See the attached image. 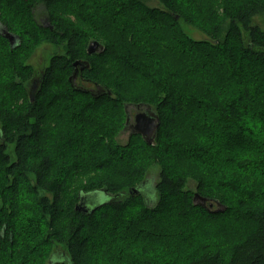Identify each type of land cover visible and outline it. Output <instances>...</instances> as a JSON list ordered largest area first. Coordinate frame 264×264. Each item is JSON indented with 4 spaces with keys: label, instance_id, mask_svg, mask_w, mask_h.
Listing matches in <instances>:
<instances>
[{
    "label": "trees",
    "instance_id": "obj_1",
    "mask_svg": "<svg viewBox=\"0 0 264 264\" xmlns=\"http://www.w3.org/2000/svg\"><path fill=\"white\" fill-rule=\"evenodd\" d=\"M159 2L0 0V264H264V0ZM92 39L102 53H87ZM42 40L62 53L33 102L26 60ZM77 60L90 63L78 85L111 95L72 87ZM140 103L159 115L155 143L120 144L126 106ZM153 170L150 205L130 190ZM100 190L113 201L76 210ZM197 192L224 210L197 205ZM232 221L223 239L207 232Z\"/></svg>",
    "mask_w": 264,
    "mask_h": 264
},
{
    "label": "water",
    "instance_id": "obj_2",
    "mask_svg": "<svg viewBox=\"0 0 264 264\" xmlns=\"http://www.w3.org/2000/svg\"><path fill=\"white\" fill-rule=\"evenodd\" d=\"M4 36L10 41L11 46L15 47L17 44H20L19 36L9 32L8 30H3ZM105 50V46L102 42L96 39H92L87 47V53L89 55H93L96 53H102ZM90 67V63L86 60H77L74 62V72L69 78V81L72 87L78 91H82L84 93L91 94L95 98H99L103 95H111V92L101 85H96L94 88H84L79 86L77 83V79L80 71H84ZM32 81L30 86V98L34 102L35 101V92L39 87V82ZM143 109L144 111L139 112L134 117V123L131 125L130 123V109ZM127 112V120L125 127L123 129L124 132L129 131L132 134H139L145 140V142L149 145H153L157 138L158 130L160 127V118L157 112L153 109V107L149 104H130L126 106ZM153 187L154 184L151 185L150 181H144L137 187L130 190L131 193H144L148 199V202H154L155 197L153 196ZM134 191V192H133ZM126 193H123L124 196ZM105 199H104V198ZM114 196L108 194L105 190L94 191L91 193H83L80 194V201L76 204V210L83 213L88 214L93 212L98 207L103 204L110 203L113 201ZM194 202L197 205L204 207L205 209L213 210L214 206H217L214 212H219L224 210L223 205L217 200H211L207 197L202 196L198 192L194 194L193 197Z\"/></svg>",
    "mask_w": 264,
    "mask_h": 264
},
{
    "label": "rangeland",
    "instance_id": "obj_3",
    "mask_svg": "<svg viewBox=\"0 0 264 264\" xmlns=\"http://www.w3.org/2000/svg\"><path fill=\"white\" fill-rule=\"evenodd\" d=\"M145 1H146V3L150 7L163 8V6L160 4L159 0H145ZM38 13H39L38 14V20H39V22H41L42 24L43 23L45 24L46 23V20H45L46 14H44L43 9L40 8ZM202 21H203V19H202ZM180 24H181V27H182L183 31L188 36H190L191 38H193L195 40H199V41H201V40H208L209 39L208 36L203 31H201L200 29H198V28H196V27H194L192 25H189V24H187L184 21H181ZM0 28H1V25H0ZM59 53H62L61 48H59L58 46L53 45V44H51L49 42H46V41H43L42 40L38 44L32 45L31 50H30L29 54L27 55L28 56V59L26 60V63L27 64H30L34 68V70L36 72V77H40V73L42 71H44V69L50 64V61H51L52 57L55 56L56 54H59ZM24 54H26V52ZM188 57H190V54H188ZM169 119H170L169 122L175 121V119L172 120V117H170ZM124 124H126V120H125V123ZM176 127L177 126H174V127H171V128L175 129ZM211 131H214V130H211ZM130 134L131 133L129 131L124 132L122 130L119 133V135L117 136L118 142L120 144H123V145L126 144L128 142V140H129ZM153 171L154 172L151 175L152 177L149 178L151 185L154 184V183H156V181L158 179L157 178L158 171L157 170H153ZM153 174H155L154 175V178H153ZM194 190H195V188H194ZM154 203H155V201L154 202L153 201L152 202L149 201V204L150 205H152ZM214 209H217V206L216 205L214 206ZM142 219H144V218H142ZM157 221L158 220H155L154 222H156V224H158ZM171 221H173V218L167 219V222H169V224H172ZM138 222L141 223V224H137L138 232L139 233H144L145 232L144 230L150 229V228L147 227L149 224H145L142 221H138ZM122 223L123 222H119V223H116V225L117 226H120V224H122ZM163 223H165V222H163ZM237 223L238 222H235V221L234 222L233 221L232 222H229V224L227 222H225V223H219L217 225L216 229L213 228V229L207 230V232H209V233H213L214 232L216 234V237L217 238L223 239L224 238L223 237V234L224 235H231V230H234V227L236 226ZM143 224H145V225H143ZM164 227H165L164 224H162L161 226H156L153 229L155 230V232H158L161 229H163ZM113 231H106V234H110V233L113 234L114 233ZM240 231L241 230L237 231V233L236 234H233V235L236 236L238 234V232H240ZM244 233L245 232L243 231V232L239 233V235H242ZM125 257H127V256H125ZM110 259H111V261H112L113 264H119L120 263V261H118L115 258V256L110 257Z\"/></svg>",
    "mask_w": 264,
    "mask_h": 264
},
{
    "label": "flooded vegetation",
    "instance_id": "obj_4",
    "mask_svg": "<svg viewBox=\"0 0 264 264\" xmlns=\"http://www.w3.org/2000/svg\"><path fill=\"white\" fill-rule=\"evenodd\" d=\"M34 80H36L35 82H39V79L36 77L34 78ZM33 80V81H34ZM144 111L143 109H130V123L131 125L134 123V117L136 116V114H138L139 112Z\"/></svg>",
    "mask_w": 264,
    "mask_h": 264
}]
</instances>
